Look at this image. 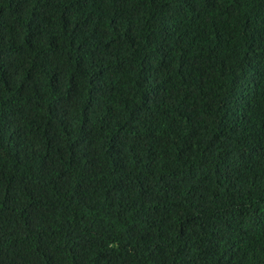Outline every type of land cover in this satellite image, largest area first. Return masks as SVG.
Listing matches in <instances>:
<instances>
[{
    "label": "trees",
    "instance_id": "trees-1",
    "mask_svg": "<svg viewBox=\"0 0 264 264\" xmlns=\"http://www.w3.org/2000/svg\"><path fill=\"white\" fill-rule=\"evenodd\" d=\"M0 264H264V0H0Z\"/></svg>",
    "mask_w": 264,
    "mask_h": 264
}]
</instances>
